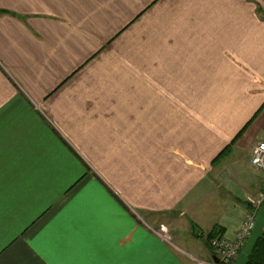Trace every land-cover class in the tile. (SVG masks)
<instances>
[{
  "label": "crops",
  "instance_id": "0c3cea01",
  "mask_svg": "<svg viewBox=\"0 0 264 264\" xmlns=\"http://www.w3.org/2000/svg\"><path fill=\"white\" fill-rule=\"evenodd\" d=\"M0 12V264H217L261 185L264 1Z\"/></svg>",
  "mask_w": 264,
  "mask_h": 264
},
{
  "label": "built area",
  "instance_id": "2783aa9c",
  "mask_svg": "<svg viewBox=\"0 0 264 264\" xmlns=\"http://www.w3.org/2000/svg\"><path fill=\"white\" fill-rule=\"evenodd\" d=\"M251 163L262 174L260 189L256 194L247 198V203L252 211L245 217L241 228L236 234V240L230 241L221 236H216L210 240V245L218 259L217 264H235L252 234L257 215L264 207V140L254 146L251 154ZM162 231L165 232L167 230L162 227ZM262 237L264 238V227L262 229Z\"/></svg>",
  "mask_w": 264,
  "mask_h": 264
},
{
  "label": "water",
  "instance_id": "95a60500",
  "mask_svg": "<svg viewBox=\"0 0 264 264\" xmlns=\"http://www.w3.org/2000/svg\"><path fill=\"white\" fill-rule=\"evenodd\" d=\"M264 227V208L259 212L256 218L255 226L244 249L241 251L235 264H248L253 255L257 243L262 239V229Z\"/></svg>",
  "mask_w": 264,
  "mask_h": 264
},
{
  "label": "trees",
  "instance_id": "16d2710c",
  "mask_svg": "<svg viewBox=\"0 0 264 264\" xmlns=\"http://www.w3.org/2000/svg\"><path fill=\"white\" fill-rule=\"evenodd\" d=\"M264 1V0H262ZM2 14V12H0V15ZM264 208V207H263ZM218 234L216 233H211L209 235V243L210 240L214 237H216ZM211 246V245H210ZM248 264H264V238L262 237V239L257 243L255 250L253 252V255L250 257L249 259V263Z\"/></svg>",
  "mask_w": 264,
  "mask_h": 264
},
{
  "label": "rangeland",
  "instance_id": "374dc122",
  "mask_svg": "<svg viewBox=\"0 0 264 264\" xmlns=\"http://www.w3.org/2000/svg\"><path fill=\"white\" fill-rule=\"evenodd\" d=\"M100 34H105L104 33V31L102 32V31H100ZM149 38V37H148ZM148 38L146 39V40H143V42H141L140 43V48L141 49H143V48H145L146 46H148L149 45V41H148ZM167 55V53L165 52V51H160V52H158L157 53V55H156V57H160V56H166ZM98 55H95L94 57H93V59H95L96 57H97ZM92 60V59H91ZM141 81H142V78H141ZM203 239H205V241L207 240V235H204L203 236ZM244 249V248H243ZM242 249V250H243Z\"/></svg>",
  "mask_w": 264,
  "mask_h": 264
}]
</instances>
